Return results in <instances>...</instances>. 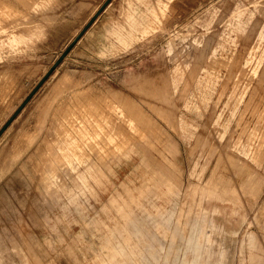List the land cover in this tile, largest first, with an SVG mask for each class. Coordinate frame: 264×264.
I'll list each match as a JSON object with an SVG mask.
<instances>
[{
    "label": "rangeland",
    "instance_id": "obj_1",
    "mask_svg": "<svg viewBox=\"0 0 264 264\" xmlns=\"http://www.w3.org/2000/svg\"><path fill=\"white\" fill-rule=\"evenodd\" d=\"M0 264H264V0H0Z\"/></svg>",
    "mask_w": 264,
    "mask_h": 264
},
{
    "label": "bare ground",
    "instance_id": "obj_2",
    "mask_svg": "<svg viewBox=\"0 0 264 264\" xmlns=\"http://www.w3.org/2000/svg\"><path fill=\"white\" fill-rule=\"evenodd\" d=\"M155 139V138H154Z\"/></svg>",
    "mask_w": 264,
    "mask_h": 264
}]
</instances>
